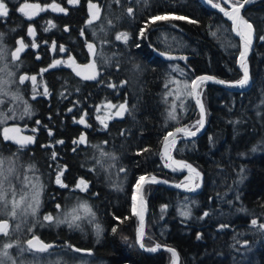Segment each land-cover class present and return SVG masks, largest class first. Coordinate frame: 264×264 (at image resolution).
Masks as SVG:
<instances>
[{
	"label": "trees",
	"instance_id": "16d2710c",
	"mask_svg": "<svg viewBox=\"0 0 264 264\" xmlns=\"http://www.w3.org/2000/svg\"><path fill=\"white\" fill-rule=\"evenodd\" d=\"M23 1L44 10L29 19L19 11ZM3 2L8 14L0 16V52L5 54L10 90L0 94V112L11 116V123L33 128L34 142L20 150L0 137V156H20L24 174L39 184L40 205L34 218L25 225L19 222V229H25L22 235L14 234L16 228L0 234V248L11 243L9 252L15 256L30 236L37 235L55 244L40 252L51 260H64V254L71 252L76 264H171L168 251L148 254L137 248L138 222L130 212L133 185L140 176L179 180L164 167L162 141L177 128H197L199 115L188 95L195 76L240 78L236 67L240 42L230 23L199 0H91L99 6L91 23L96 10L90 12L89 0ZM53 3L65 11L46 7ZM157 15L188 19L145 27ZM243 16L254 28L250 87L229 91L212 82L201 83L206 129L174 149L176 158L202 173L201 189L184 194L163 186L144 187L149 211L143 244L175 248L179 264H264L260 227L264 224V40L260 39L264 0L248 5ZM30 26L35 30L31 36ZM123 33L127 40H118ZM21 39L24 50L13 59ZM88 44L96 47L100 69L96 83L77 78L68 61L71 56L77 65L85 64ZM169 53L186 59L164 60L162 54ZM55 61L65 63L50 67ZM21 76L28 79L21 83ZM106 102H126L129 111L109 119L105 127L97 116ZM173 105L175 120L168 116ZM58 171L67 187L56 183ZM81 179L88 183L86 191L76 187ZM85 202L91 213L79 208ZM71 209L77 210L74 221L67 215ZM182 211L189 215H181ZM49 215L52 221L44 219ZM221 225L227 227L218 229ZM31 254L36 256L28 248L23 251V263L32 262Z\"/></svg>",
	"mask_w": 264,
	"mask_h": 264
},
{
	"label": "snow or ice",
	"instance_id": "6c2138e0",
	"mask_svg": "<svg viewBox=\"0 0 264 264\" xmlns=\"http://www.w3.org/2000/svg\"><path fill=\"white\" fill-rule=\"evenodd\" d=\"M69 3H74L76 2V0H68ZM249 2V0H245V3ZM208 3L212 5V7L214 8H219L221 12L224 13L225 16H227L233 24V31L236 32V34L240 37L241 40V52H240V57H239V65L241 67V69L243 70V78L240 79L239 81L235 82V85L233 86H239L241 88L245 87L248 83H249V73H248V67H247V60L246 57L248 55V51L251 48L252 42H253V35H254V28L253 25L251 23H249L246 19L243 18V16L240 15V10L241 8L244 7V4H239V3H232L231 0H224V3L229 4L230 6V10H226L225 7H223L221 5V3L219 2V0H217L216 3H213V0H208ZM46 7H51L54 11H60V12H64L65 9L60 7L58 4L53 3L52 5L46 6ZM89 9L90 12L92 9H95V13H92V19H90L88 21V23H91L92 20L96 19L98 13H99V6L95 5L93 3H91V0H89ZM29 10V11H26ZM44 8H42L39 4H29V3H25L22 4L21 7L19 8V11L23 14H25L26 16L29 17V19L35 15H37V13L39 11H43ZM133 12V10L131 8L128 9V13L131 15ZM8 14V8L5 5V3H3V0H0V16H7ZM172 19H176V20H187L188 17L185 16H169V15H157V16H153L151 18V21L146 22L145 27H147L150 23H155L157 21H169ZM190 23H196L197 21L194 20H189ZM49 25L51 27H54V25H51V22H49ZM47 30V29H45ZM144 29H141V35H144ZM28 34L34 35L35 34V30L30 26L28 29ZM83 34V33H82ZM117 39H124L125 41L127 40V34L123 33V34H118L117 35ZM261 40H264V36L260 37ZM17 43L20 45V47H18L16 49L15 52L12 53L13 59H16L19 54L24 50V42L23 39L18 40ZM37 45L33 44V47H36ZM56 45L55 43H53V48L55 49ZM88 48L90 53L94 54V46L92 44H88ZM60 51H65L63 46H60ZM68 61L70 63V66L75 65V67L73 68V70L76 72V75L78 76H82L83 79L86 80H94L96 79V75L97 73L95 72V68L96 65L94 62L88 64V65H77L75 60L69 56ZM61 63H65L64 61H55L53 65H50V67H54L56 64H61ZM88 70H91V74L85 75L84 73ZM45 71V70H42ZM26 79H28V77L26 76H21L20 77V81L21 83H23ZM213 79L212 77H206V76H202V77H197L196 80H193L191 82V91L188 92V95H196L197 93V88L199 87V85L201 83H203L204 81L207 80H211ZM31 80L33 81V83H35L36 81V77L33 76L31 77ZM217 83H225L224 81H216ZM126 83L125 81L121 82ZM111 87H114V85H110ZM185 89H187V85H185ZM44 94L47 95V88H45ZM197 104L200 106V110H201V119L198 121V124L200 125V128L203 127L204 125V107L203 104L201 102L200 99L197 98L196 100ZM106 107H108L109 109H116L115 111V115L116 116H123L126 112L129 111L126 102L122 103L118 106L116 105H111L108 104L106 105ZM175 105H173L172 111L169 112L168 116L170 119L175 120L177 119V116L175 114ZM69 111H72V109H69ZM25 112L29 113V109L26 107L25 108ZM30 114V113H29ZM86 115V114H85ZM112 116L109 115L108 119H111ZM97 119H100L99 116H97ZM100 122L102 124L105 125V127L107 126L105 120L100 119ZM37 123H39V121H37ZM79 123L83 124L85 123V118L84 116H82L79 120ZM200 128H197L196 131L198 132L200 130ZM21 132V129L19 128H4L3 130V137L5 140H15V142L17 144H19L21 147L30 144L33 142V137L32 136H22L19 135V133ZM176 132H185L186 135L189 136H195L196 132H191L188 131L187 129H176ZM10 133L12 135H10ZM49 135H51V132H49ZM175 134L172 132H169L167 136H165V148L167 149L168 144L167 142L169 141L170 137H173ZM84 136L82 135L80 138V141L83 142L84 141ZM59 143H62V141H60ZM75 143V141H74ZM171 144L172 146H175V140L172 139L171 140ZM255 150V149H254ZM144 151H147V149H144ZM55 153H53V159H55ZM171 158V157H169ZM175 164H177L180 168H187L190 173H194L195 176H200V173L196 171V169L192 168L191 165L186 164L182 161H174ZM165 166H169V165H165ZM14 167H9L7 169V173H5V170L3 168V161L0 160V202L3 203L4 207L0 208V211H6L7 210V192L5 189V183L8 182V180L10 179V177L12 175H14ZM121 171H123V169H121ZM61 175H62V171H58L57 176H56V183L60 184L62 187H67V185H64L62 180H61ZM188 178H186L187 180ZM157 179L156 177H151V179L149 180L146 177H139L137 180V184L135 186V192L133 194V206H132V213L135 216L140 217V227H138L137 229V242L140 243L141 247H144L143 244V236H144V226H143V198L142 196H140V193L143 189L144 184L146 183H156ZM187 187V184H178L177 187ZM200 185L199 184H193L192 187L189 190H195V188H198ZM77 188H79L81 191H86L88 188V183L81 179L77 185ZM13 196L15 197V192L13 190ZM37 197H38V193H37ZM24 198L21 197V199L19 201H17L16 199H13L12 201V211L9 213V215H11L13 218L16 217L17 215V209L20 207V204L23 203ZM138 201H139V208H138ZM36 205H39V200L38 198L35 201ZM59 207V205L57 206ZM79 208H82L85 212L87 213H91V209L88 207V205L85 203H82L79 205ZM32 213L35 214L36 208H32L31 209ZM76 209H73V211L71 213H68L67 215H70L72 217V220L74 221L75 219H77L78 217L75 215L76 213ZM181 215H189V213L187 211H182ZM208 213L205 212L204 216H207ZM203 218V217H201ZM47 221H52L53 218L49 215V216H45L44 218ZM57 222H68V221H57ZM71 223V222H69ZM252 224L256 225L257 224V220L253 219L252 220ZM221 228L227 227V225H221ZM261 228H264V224L260 225ZM113 231H116V228H113ZM0 234H4V235H8L9 234V222L7 220H3L0 219ZM200 238V235L197 234V239ZM29 245V249H32L34 247H36V245H39L38 250L39 251H46L48 250L51 245H47V244H43V242L39 241V238L33 236V238L31 240H29L28 242ZM11 244L5 245V248H9L11 247ZM69 247H71L69 245ZM160 246L157 245L156 247L150 249L151 251H156ZM76 251H80V249H75ZM168 252H170L172 254V258H173V264H176V261L178 259L177 257V253L175 249L172 248H168L167 249ZM4 255H7V252L4 253Z\"/></svg>",
	"mask_w": 264,
	"mask_h": 264
},
{
	"label": "rangeland",
	"instance_id": "374dc122",
	"mask_svg": "<svg viewBox=\"0 0 264 264\" xmlns=\"http://www.w3.org/2000/svg\"><path fill=\"white\" fill-rule=\"evenodd\" d=\"M216 2H217V0L214 1V3H216ZM219 2H220V0H219ZM25 3H28V2L23 1L22 3H19L18 4L19 8L21 7L22 4H25ZM29 4H36V3L31 2ZM26 11H29V10H26ZM18 47H20L19 44H18ZM16 49H14L13 52H15ZM0 54H1V57H0V94H3V93L8 92L10 90V83H9V80H5L6 76L8 75L7 66H6L7 63L5 61V54L3 53V55H2V52H0ZM9 104L11 105V103H9ZM108 104L116 105V106L119 105L116 103H108V102L100 105L101 108L98 111V116L100 117V119L105 120V122L109 120L108 119L109 115H111L112 118L116 117V115L114 114L116 109H109L108 107H106V105H108ZM13 107H14L13 105L10 106L11 109ZM11 109L8 108L7 111L11 110ZM10 118H11V116H9V115L5 118L4 112H0V134L3 135L4 128H19V129H21V132L19 133V135L32 136L29 132H26L25 127L21 128L18 125L11 123ZM10 135H12V134L10 133ZM7 142L16 143L15 140H8ZM0 153H2V152H0ZM2 156H0V160L3 161V168L5 170V173H7V169L9 167H14L15 171H14V175H12L10 177V179L8 180V182L5 183V189L7 192L6 198H7L8 204H7V210L6 211H0V219H7V220L9 219L8 220L9 231L11 229H12L11 231H14L16 228L14 234H17L19 236V235L23 234V231H25L24 228L19 229V222H21L22 225H25L26 221H28L30 218H34V216L36 215L37 210L39 208V205H40V196H39L40 190L38 188L39 184L37 183L35 178L30 177V175H25L26 174V167L22 164L21 158L19 155H17L18 156L17 159L12 158L10 155H7L6 157H2ZM164 162H166V161L164 160ZM165 165H166V163H164V166ZM36 166H37V164H36ZM165 167L169 168V166H165ZM13 190L15 192V197L13 196ZM37 193H38V197H37ZM21 197L24 198V201H23V203L20 204V207L17 209L16 217L13 218L11 215H9V213L12 211V201H13V199H16L17 201H19L21 199ZM37 198L39 200L38 206L35 203ZM3 207H4L3 203L0 202V208H3ZM32 208H36L35 214L32 213V211H31ZM72 211L73 210L71 209V212ZM1 235H4V234H1ZM8 244H11V243H8ZM8 244H6V245H8ZM10 248L11 247L5 248V246L0 248V264H27L26 262L23 263V258H24L23 257V251L26 250V248H27L26 244H24V246L20 247L19 249L17 248L18 250H17L15 256L11 255ZM9 250H10V252H9ZM5 252H7V255H4ZM32 253H34L36 256H33L31 254L32 255L31 256L32 262L29 264H76L75 256L73 254H71V252H66L64 254V256H65L64 260H61V258H57V259L53 258L51 260V257H48V255L43 256L44 254H41V253H35V252H32Z\"/></svg>",
	"mask_w": 264,
	"mask_h": 264
},
{
	"label": "water",
	"instance_id": "95a60500",
	"mask_svg": "<svg viewBox=\"0 0 264 264\" xmlns=\"http://www.w3.org/2000/svg\"><path fill=\"white\" fill-rule=\"evenodd\" d=\"M199 1H200L204 6L210 8L211 10H213V11H215L216 13L220 14L224 19H226V20L230 23L231 33H232V35H233L235 38H237V39L239 40V42H240V52H241V50H242V48H241V40H240V37L236 34V32L233 31V24H232V21L228 20V18L224 15L223 12L220 11L219 8H214V7H212V5L208 3V0H207V2H204L203 0H199ZM254 1H255V0H249V2L245 3V0H242V1L239 3V4H244V7L241 8V10H240V15H241V16H243V12H244L245 8H246L248 5L252 4ZM222 6L225 7L226 5L224 4V5H222ZM225 9H226V8H225ZM243 18H244V16H243ZM244 19H245V18H244ZM253 41H254V35H253ZM92 45L94 46V44H92ZM252 50H253V42H252L251 48H250L249 51H248V55H247V57H246V60H247V67H248V73H249V83H248L245 87L241 88V87H239V86H233V85H235V82H236V81H239L240 79L243 78V70L241 69V67H240V65H239V63H238V61H239V57H240V52H239V54H238V56H237V63H236L237 70H238L239 73H240V78H239L238 80L229 81V80H224V79H221V78H218V77H215V76L209 75V74H201V75L195 76V77L192 79V81H193V80H196L197 77L206 76V77H212L213 79H211V80H207V81H204V82H212V83H214V84H216V85H218V86H220V87H222V88H224V89H226V90H229V91H244V90L248 89V88L250 87V85H251V78H250V70H249L248 59H249V57H250V55H251V53H252ZM95 54H96V47L94 46V54H93V53H90V51H89V54H88V61H87V63L84 64V65H88V64H90V63H92V62L95 63V65H96L95 72L97 73V75H96V79H94V80H91V79H89V80L83 79L82 76H78V75H76V72L73 70V68H74L75 66H73V67H72V71H73L74 75H75L77 78H79V79H81V80H83V81H85V82H87V81H91V82H93V83H96V82L99 80V77H100V70H99V68H98V64H97L96 61H95ZM162 58H163L164 60H170V61H173V60H175V61H179V60L181 59L180 56L175 55V54H162ZM185 59H186V57L182 58L183 61H185ZM80 65H83V64H80ZM84 74H85V75L91 74V70L86 71ZM192 81H191V82H192ZM216 81H224L225 83L221 84V83H217ZM190 91H191V83H190ZM197 98L200 99L201 102H202V99H201V93H198V88H197V93H196V95H191V99H192V101H193V103H194V105H195V108H196V110H197V112H198L199 120H200V119H201V110H200V106H199V105L197 104V102H196ZM202 104H203V102H202ZM203 107H204V106H203ZM197 128H200V125H198ZM197 128H196V129H197ZM196 129H194V130L191 131V132H196V135H195V136H189V135H186L185 132H180V135H177V136H174V137H172V138H169V141L167 142V144H168V146H169V150H167V149L165 148V143H166V142H165V139L162 141V145H161V156H162V158L166 161V163L170 166V168H167V170H168L169 172H171V173H173V174H175V175H181V176H182V177L179 179L178 182H170V181H168V180H166V179H164V178H160V177H157V176H154V175L143 176V177L148 178L149 180L151 179V177H156V179H157V182H156V183H146V184H144L143 189H142V191H141V193H140V196H142V198H143V226H144V236H143V240H144L145 237H146V221H147V216H148V211H149L147 200H146V198L144 197V194H143L144 187H145L146 185L163 186V187H165V188H167V189L176 190V191H179V192L184 193V194H195V193H197V192L201 189V186H202V183H203V176H202V173H201V172H200L195 166H193L192 164H190V163H188V162H185L184 160L177 159V158L175 157V155H174V149H175L176 145H177L180 141H182V140H190V139H194V138L198 137L199 135H201V134L204 132V130L206 129V114H205V109H204V125H203L202 128H200V130H199L198 132L196 131ZM172 139L175 140V146H172V144H171V140H172ZM169 157H171V158H169ZM174 161H182V162H184V163H186V164L191 165L192 168L196 169V171L200 173V176L197 177V176H195L194 173H190V171H189L187 168H180L177 164L174 163ZM140 177H141V176H140ZM138 178H139V177H138ZM186 178H188V179L186 180ZM137 180H138V179H137ZM137 180H136V182H135L134 185H133L132 199H131V207H130V212H131V213H132V206H133V194H134V192H135V186H136V184H137ZM178 184H187V187H183V186H182V187H177ZM193 184H199L200 186H199L198 188H195V190H189V189L192 187ZM138 208H139V201H138ZM132 214H133V213H132ZM134 216H135V215H134ZM135 217H136V220H137V222H138V225H137V229H138V227H140V217H138V216H135ZM219 228H221V227L219 226L218 229H219ZM34 236L37 237V238H39V241L43 242V244L51 245V247H50L49 249L55 247V244H54V243H52V242H46V241L42 240V239H41L39 236H37V235H34ZM32 238H33V236H31V237L27 240V242H28L29 240H31ZM142 242H143V241H142ZM27 245H28V243H27ZM136 245H137V248H138L140 251H142V252H144V253H148V254L158 253V252H161V251H167L168 248L175 249V248H173V247H171V246L162 245V244H156V245H154L153 247H150V248H147V247H145V246H144V247H141V246H140V243L137 242V236H136ZM157 245H159L160 247H159L156 251H151V250H150V249L156 247ZM28 247H29V245H28ZM38 248H39V245L37 244L36 247H34V248L30 249V250H31V251H34V252H42V251H39ZM49 249H48V250H49ZM175 250H176V249H175ZM46 251H47V250H46ZM169 253H170V252H169ZM176 253H177V257H178V259H177V261H176V264H179V262H180V256H179L177 250H176ZM170 254H171V253H170ZM171 256H172V254H171ZM171 264H173V258H172V262H171Z\"/></svg>",
	"mask_w": 264,
	"mask_h": 264
},
{
	"label": "flooded vegetation",
	"instance_id": "af4514ba",
	"mask_svg": "<svg viewBox=\"0 0 264 264\" xmlns=\"http://www.w3.org/2000/svg\"><path fill=\"white\" fill-rule=\"evenodd\" d=\"M18 8H19V6H18ZM16 125H18V124H16ZM18 126L21 127V128L25 127V128H26V132H29V133L32 135V137H33V142H34V131H33V128H29L28 126H20V125H18ZM25 128H24V129H25ZM35 133H36V131H35ZM0 137L2 138L3 135L0 134ZM2 140L5 141V142L8 141V140H5L4 137L2 138ZM33 142H32V143H33ZM32 143L27 144V145H25V146H23V147H21L19 144H16V143H15V144L18 146V148H19L20 150H23L25 147H27L28 145H31Z\"/></svg>",
	"mask_w": 264,
	"mask_h": 264
},
{
	"label": "bare ground",
	"instance_id": "6f19581e",
	"mask_svg": "<svg viewBox=\"0 0 264 264\" xmlns=\"http://www.w3.org/2000/svg\"><path fill=\"white\" fill-rule=\"evenodd\" d=\"M204 2H207V0H203ZM220 3H221V5H226L225 6V8H226V10H230V6H229V4H226V3H224V0H220ZM227 17V16H226ZM228 18V17H227ZM228 20H230L229 18H228ZM231 21V20H230ZM170 54V53H169ZM180 60H182V59H180ZM179 60V61H180ZM88 61V60H87ZM87 61H86V63H87ZM96 61V60H95ZM167 61H170V60H167ZM173 61H175V60H173ZM183 61V60H182ZM85 63V64H86ZM97 63V62H96ZM84 65V64H83ZM191 83V82H190ZM200 86V85H199ZM199 88V87H198ZM189 89H190V86H189ZM198 93H201V96H202V91H198ZM202 99V98H201ZM194 104V103H193Z\"/></svg>",
	"mask_w": 264,
	"mask_h": 264
}]
</instances>
